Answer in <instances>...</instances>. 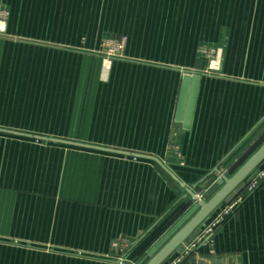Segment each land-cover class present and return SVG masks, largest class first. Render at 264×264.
<instances>
[{
  "label": "crops",
  "instance_id": "crops-1",
  "mask_svg": "<svg viewBox=\"0 0 264 264\" xmlns=\"http://www.w3.org/2000/svg\"><path fill=\"white\" fill-rule=\"evenodd\" d=\"M0 11V128L146 156L0 131V264H139L191 193L264 141V0H0ZM187 72L200 74L188 127ZM238 195L181 264H264V179Z\"/></svg>",
  "mask_w": 264,
  "mask_h": 264
},
{
  "label": "water",
  "instance_id": "water-1",
  "mask_svg": "<svg viewBox=\"0 0 264 264\" xmlns=\"http://www.w3.org/2000/svg\"><path fill=\"white\" fill-rule=\"evenodd\" d=\"M200 74L185 73L182 80V91L180 95V114L182 109L185 110V124L189 126L192 120V113L196 102V94L199 86ZM0 131L8 134H17L25 137H32L38 140L52 141L56 143H66L75 146H86L93 149H101L105 151H116L124 154H135L138 156L146 157L141 154L133 152L118 151L116 149H105L101 147H94L77 143L67 139H59L55 137H42L34 134H25L17 131H8L0 128ZM154 159L161 168L169 172L174 178L175 175L161 163L156 157L150 156ZM264 163V141L259 145L258 149L249 155L239 167L234 170L231 175L221 173L215 184L203 194V198H199L196 194L191 193L195 203L180 217V219L169 228L166 233L161 237L147 252V256L139 264H163L173 255L180 253L182 245L185 241L193 238L195 234L205 226L212 218L216 211L225 203H230L249 183L253 173Z\"/></svg>",
  "mask_w": 264,
  "mask_h": 264
},
{
  "label": "built area",
  "instance_id": "built-area-1",
  "mask_svg": "<svg viewBox=\"0 0 264 264\" xmlns=\"http://www.w3.org/2000/svg\"><path fill=\"white\" fill-rule=\"evenodd\" d=\"M124 47V42L118 43L117 49H122ZM264 179V163L253 173L249 183L246 185V190H252L256 188L260 181ZM201 194L199 198H202ZM240 195H237L233 198V201L230 203L223 204L216 213L212 216L210 221L207 222L205 226H202L201 229L196 233V236L191 240L185 241L182 245L180 253H177L174 258L170 261L169 264H181L184 260L192 255L200 242L207 240L210 236L213 235V232L217 226L226 218L228 214L233 211V208L240 202Z\"/></svg>",
  "mask_w": 264,
  "mask_h": 264
},
{
  "label": "rangeland",
  "instance_id": "rangeland-1",
  "mask_svg": "<svg viewBox=\"0 0 264 264\" xmlns=\"http://www.w3.org/2000/svg\"><path fill=\"white\" fill-rule=\"evenodd\" d=\"M9 16V11H0V21H5ZM0 33L1 32V28H0ZM111 42H114V41H111ZM68 48H72L71 46H67ZM118 47V44H111L110 46V52L108 53L109 55L111 54L112 56H115V57H119V56H123L124 52L122 51V49H117ZM73 54L74 53V48L71 49V51Z\"/></svg>",
  "mask_w": 264,
  "mask_h": 264
}]
</instances>
